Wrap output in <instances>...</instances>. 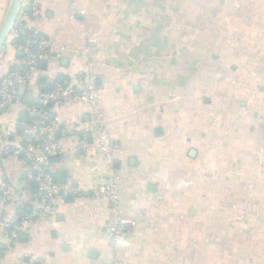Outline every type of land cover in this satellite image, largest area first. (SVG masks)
<instances>
[{
	"label": "crops",
	"instance_id": "crops-1",
	"mask_svg": "<svg viewBox=\"0 0 264 264\" xmlns=\"http://www.w3.org/2000/svg\"><path fill=\"white\" fill-rule=\"evenodd\" d=\"M9 2L0 0V24ZM40 8L26 22L53 51L19 86L21 99L0 109V147L17 144L38 90L90 70L114 161L81 156L83 137L98 141L86 130L87 105L49 104L60 157L39 168L54 174L57 195L37 196L41 186L28 178L36 164L0 151L5 218L30 216L16 240L0 230V264H264V0H40ZM10 43L0 77L21 56ZM110 180L133 222L114 240L105 232L114 214L98 191Z\"/></svg>",
	"mask_w": 264,
	"mask_h": 264
},
{
	"label": "built area",
	"instance_id": "built-area-1",
	"mask_svg": "<svg viewBox=\"0 0 264 264\" xmlns=\"http://www.w3.org/2000/svg\"><path fill=\"white\" fill-rule=\"evenodd\" d=\"M28 9L27 13L25 9ZM40 0H22L13 25L7 35L12 48L19 51L21 56L13 64V70L0 77V109H4L15 101L21 99L18 88L37 77L40 64L47 59L53 51L48 39L27 25L28 15L35 19L40 16ZM20 36L25 41H19ZM0 53L3 52V47ZM87 50L84 49L83 53ZM100 87L95 82V77L90 70L79 71L71 77L54 83L51 88L38 90L35 102L28 108V120L21 125L17 144L13 147L3 144L0 151L3 154L21 155L25 160L31 161L38 168L35 176L28 174L29 179H35L41 186L37 196L50 199L57 195L58 185L55 176L44 166L43 158L60 152V144L53 138L55 121L50 118L48 105L56 104L67 106L82 103L89 108V117L86 122L87 132H93L98 136L96 143H91L86 136L80 140L81 156L91 151L102 154L108 165L113 164V147L109 135L105 129V120L98 109ZM261 132L264 138V122L261 124ZM40 152V153H39ZM98 191L107 195L110 207L114 214V221L105 227V232L111 240L119 234L132 228V220L121 215L119 208V195L114 183L109 182L98 187ZM9 194L7 185L0 183V230H3L9 240H16L30 222L29 215L12 213L5 218V208ZM18 205L24 206L26 199L22 196L16 199Z\"/></svg>",
	"mask_w": 264,
	"mask_h": 264
},
{
	"label": "water",
	"instance_id": "water-1",
	"mask_svg": "<svg viewBox=\"0 0 264 264\" xmlns=\"http://www.w3.org/2000/svg\"><path fill=\"white\" fill-rule=\"evenodd\" d=\"M22 0H10L5 16L0 24V51L3 47L7 35L13 25L15 17L18 13ZM25 38H23L24 41ZM21 87V86H20ZM59 154L49 155L47 161L49 163L54 162L59 159ZM59 182L63 183L65 181V170H58Z\"/></svg>",
	"mask_w": 264,
	"mask_h": 264
},
{
	"label": "trees",
	"instance_id": "trees-1",
	"mask_svg": "<svg viewBox=\"0 0 264 264\" xmlns=\"http://www.w3.org/2000/svg\"><path fill=\"white\" fill-rule=\"evenodd\" d=\"M25 23H27V22H25ZM21 37H22V36H20V38H19V39H21ZM22 211H24V209H23Z\"/></svg>",
	"mask_w": 264,
	"mask_h": 264
},
{
	"label": "rangeland",
	"instance_id": "rangeland-1",
	"mask_svg": "<svg viewBox=\"0 0 264 264\" xmlns=\"http://www.w3.org/2000/svg\"><path fill=\"white\" fill-rule=\"evenodd\" d=\"M192 11H194V10H192Z\"/></svg>",
	"mask_w": 264,
	"mask_h": 264
}]
</instances>
